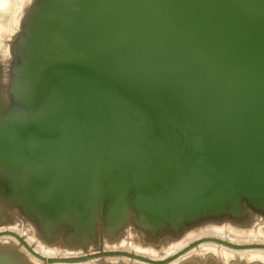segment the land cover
Returning <instances> with one entry per match:
<instances>
[{
	"label": "water",
	"instance_id": "water-1",
	"mask_svg": "<svg viewBox=\"0 0 264 264\" xmlns=\"http://www.w3.org/2000/svg\"><path fill=\"white\" fill-rule=\"evenodd\" d=\"M253 215L264 218V0H28L0 23V228L22 219L83 253L46 258L0 237L47 264H169L205 242L264 245L203 239L161 261L104 245L133 229L157 248ZM0 264L33 263L0 244Z\"/></svg>",
	"mask_w": 264,
	"mask_h": 264
},
{
	"label": "bare ground",
	"instance_id": "bare-ground-1",
	"mask_svg": "<svg viewBox=\"0 0 264 264\" xmlns=\"http://www.w3.org/2000/svg\"><path fill=\"white\" fill-rule=\"evenodd\" d=\"M2 1V2H1ZM0 0V5L4 4ZM7 1V0H6ZM2 3V4H1ZM28 3V0H21V4ZM19 13V12H18ZM11 232L19 235L38 254L46 258H69L82 255L81 251H71L61 245H46L36 235L33 226L22 219H17L11 224L0 228V233ZM221 239L236 245H264V218L253 215L247 225H237L231 222L207 224L191 231L185 232L178 240H165L161 246L152 247L144 245L140 234L133 229H127L118 240L105 242V249H124L137 255L150 257L155 260H165L185 249L190 244L203 239ZM0 244L17 247L19 252L30 259L33 264H47L34 258L23 248L17 239L12 236H1ZM215 258L220 264H264V250L247 249L234 250L225 246L205 242L189 250L169 264H183L191 260H209ZM145 264L133 261L128 258L115 257L96 259L85 263L77 264Z\"/></svg>",
	"mask_w": 264,
	"mask_h": 264
},
{
	"label": "rangeland",
	"instance_id": "rangeland-1",
	"mask_svg": "<svg viewBox=\"0 0 264 264\" xmlns=\"http://www.w3.org/2000/svg\"><path fill=\"white\" fill-rule=\"evenodd\" d=\"M7 1L8 2L5 9L0 12V23L2 27L10 28L11 25L13 24L15 14L20 8L21 0H7Z\"/></svg>",
	"mask_w": 264,
	"mask_h": 264
}]
</instances>
